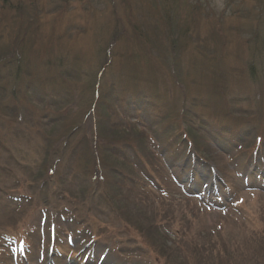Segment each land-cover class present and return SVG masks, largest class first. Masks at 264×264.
<instances>
[{
    "label": "rangeland",
    "instance_id": "374dc122",
    "mask_svg": "<svg viewBox=\"0 0 264 264\" xmlns=\"http://www.w3.org/2000/svg\"><path fill=\"white\" fill-rule=\"evenodd\" d=\"M0 61V137L19 126L12 102L36 120L20 155L0 149V264H250L264 0H0ZM84 121L79 144L59 142ZM115 124L132 134L102 163Z\"/></svg>",
    "mask_w": 264,
    "mask_h": 264
},
{
    "label": "trees",
    "instance_id": "16d2710c",
    "mask_svg": "<svg viewBox=\"0 0 264 264\" xmlns=\"http://www.w3.org/2000/svg\"><path fill=\"white\" fill-rule=\"evenodd\" d=\"M18 72H20V71H18ZM5 89L6 88H4V90ZM13 92H14V93H12L13 97H11V98L14 101H16V98H15V95H16L15 93L16 92L15 91H13ZM24 93H25L24 97H22V98H23L24 101H26V99H27L26 97L29 94L26 93V92H24ZM27 101L29 102L28 99H27ZM0 104L2 105L1 100H0ZM15 106H17V105H15V103L12 102V104H10V106H9V109H11L12 112L14 113V114H12L13 117L18 118L20 120L19 126H17V124L15 126L14 125L11 126V128H10L11 132H8V131L5 130L4 133H2L1 137H0V149L3 150V152L8 154V155H9V152H11L12 153V157H13V154L20 155V153H21V149L19 150L15 146L14 142L18 141L17 139H15V137H18V138H21V139L24 138L26 141L31 142L29 140V138L31 137V133H30V136H28L29 133H28V131H25L24 127H26V123L27 124L28 123H33L32 125H35V123H36L35 116L28 109V107L24 108L22 111H20V109L16 108ZM53 122L54 123H50V124H47V123L45 124L44 123L43 125L40 126V130H39V131H42V132L40 134H37L38 132L37 133L35 132V134L38 135L40 139H42V137H43L44 140H47V134L46 133L53 127L54 124L58 123L57 121H56V123H55V121H53ZM102 122L103 121H100V119H99L98 123H99L100 127L102 125ZM76 126H74L75 129H70V133L66 137V139L65 138H64V140L61 139V140H59V142H62L64 144V146H67L69 144H73V145L74 144H79L81 140L79 139V136H77V135L79 134L78 133L79 131H83L84 130V128L86 126L85 121H84L83 124L81 123L80 125H76ZM118 127L119 126L116 125V124L113 125L112 131H113V135L118 136V139L115 140V141L118 143L119 146L123 147V145L125 143H128V141H127L128 133L129 134H132V133L131 132L123 133V132H121V131H119L117 129ZM101 128H102V132H105L104 127H101ZM259 134H260V132H258V134H256V135H253V137H252V138H254V140L256 142H257V137H259ZM74 136L75 137L77 136V141L76 140H72V138ZM75 137H74V139H75ZM113 140H114V138H113ZM261 140H263V139L261 138ZM92 141H93L94 147L96 148L97 145H98V142H100L98 137H94V139ZM41 142H42V140H41ZM12 143H14V144H12ZM131 147H133L136 150L135 146L131 145ZM98 149H99V147H98ZM50 150H51L50 148L46 147V151H45L44 156H43L44 157V160H43L44 162L37 169L39 171V176H47V170L50 169L49 163H48V157H47V155L50 154ZM99 151L101 152V157H102L101 158V162L102 163H106V157H107L106 156V152L108 151L107 147L104 148L103 151H101V149H99ZM55 153L57 154L58 152L55 151ZM59 153H58V155H59ZM1 155H4V154L1 152ZM108 155H109L110 158L112 157L111 154L108 153ZM262 155H264V154H262ZM257 159H259V158H255L254 162H256ZM51 168L53 169V165L51 166ZM114 169H115V167L111 168V170H114ZM0 171H1V168H0ZM53 174H54V172H53ZM106 174H109V172L106 173ZM120 182H122V180L116 181V184L119 185ZM258 242H259V244L257 245V252L256 253L253 252V255H252L253 257H251L252 258L251 260H249L250 258L247 259L250 264H263V262H264V238L258 240Z\"/></svg>",
    "mask_w": 264,
    "mask_h": 264
}]
</instances>
